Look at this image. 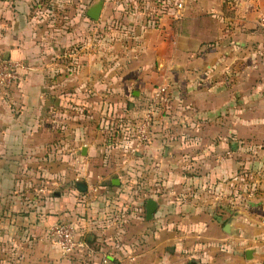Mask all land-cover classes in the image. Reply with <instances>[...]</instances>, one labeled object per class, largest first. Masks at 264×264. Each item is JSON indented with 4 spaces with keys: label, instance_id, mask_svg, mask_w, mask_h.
Wrapping results in <instances>:
<instances>
[{
    "label": "crops",
    "instance_id": "1",
    "mask_svg": "<svg viewBox=\"0 0 264 264\" xmlns=\"http://www.w3.org/2000/svg\"><path fill=\"white\" fill-rule=\"evenodd\" d=\"M35 2L0 0V57L29 67L0 96L2 264L263 263L264 0H182L175 18L120 2L127 32L118 25L92 49L78 27H39ZM105 7L72 22L98 28ZM163 85L169 103L131 155L103 121L138 117ZM64 221L88 248L61 254L50 228Z\"/></svg>",
    "mask_w": 264,
    "mask_h": 264
},
{
    "label": "built area",
    "instance_id": "2",
    "mask_svg": "<svg viewBox=\"0 0 264 264\" xmlns=\"http://www.w3.org/2000/svg\"><path fill=\"white\" fill-rule=\"evenodd\" d=\"M161 2L166 7V0H161ZM174 4L177 6L178 16L183 8V2L174 0ZM262 19L264 20V17ZM28 71L29 67L24 61L0 57V96L5 95L15 86H19L26 79ZM169 95L168 86H159L147 100L146 106L137 120H124V125L122 117L113 115L112 119L107 118L103 121L104 132L112 135V130L117 129L116 133L118 131L119 133L113 139L115 144L129 143L128 152L135 155L140 147L150 143L153 121L160 112L166 109L170 100ZM50 237L64 256L79 249L88 248L87 242L79 238V226L75 221H64L53 225L50 228Z\"/></svg>",
    "mask_w": 264,
    "mask_h": 264
},
{
    "label": "rangeland",
    "instance_id": "3",
    "mask_svg": "<svg viewBox=\"0 0 264 264\" xmlns=\"http://www.w3.org/2000/svg\"><path fill=\"white\" fill-rule=\"evenodd\" d=\"M97 1L98 0H47V1L46 0H44V1H39V0L37 1L36 0L35 5L33 4L31 15L36 20L42 21V25L39 27L43 28L45 31H47V29H50V28L51 29H53V28L63 29L64 28L67 31H72L73 29L76 30L77 27L79 29V26H80V23L78 21H77V23L72 22L73 17L76 15L77 16L79 15V16L85 18L86 12H87L88 8L90 7V5H93V3L97 2ZM120 2L122 3L123 7L120 6ZM168 2H169V0H166V4H167L166 7H162V5L158 4L157 0H154V4H151V5L148 3V0H133V1L132 0H106V7H105L104 15H106L107 18L104 20V22L101 23V25L98 26V28H97V26L94 27L95 21L86 18L88 24L90 23V25H86L80 30L77 29V31H80L81 35L84 34L83 37H85V35L88 36L87 41L88 42L90 41V48L92 49V48H95V46H96L95 39L96 40H99L100 38L104 39L105 34L111 33V31H112L111 29H114L118 25H120V26H118L119 28H116V30H119L121 33L127 32L126 25L123 22L122 23L117 22V18L115 17V15H116L115 11L119 8V6H120V8L124 9V11L126 9H129L130 11H133L135 14H138L140 16L144 15V16L148 17V14H151V16H153L155 18L157 15L161 14L159 7L166 9L165 14H168V15L170 13L168 8H172V9L177 10V6L173 5V3H174L173 0H171V2H169V3ZM39 3H41L42 6H38L37 4H39ZM126 6H128V7L126 8ZM172 12H173V10H172ZM175 14L177 15L178 13L175 12L173 15L169 16V18H175ZM81 17H79V19ZM91 32H94L93 34L96 33V36H94ZM101 35L103 36V38L99 37ZM81 42H83V41H80V43H79V41L76 40V43H74L72 45L73 48L71 50L76 51L79 48V44H81ZM65 60H66V58H65ZM70 61L72 64L74 63L73 69L76 70L77 59L73 58ZM124 110H128V109L126 108ZM119 117H122V123L124 125H125L124 120L135 121L138 118L137 116H135L134 118H131L128 115L127 111L122 113V115H120ZM252 172H255V171L254 170L249 171V169L247 170V174L249 175V177L247 179L248 181L251 179ZM263 172H264V169H263ZM246 219H247V222H244V225H247L248 223L251 222L248 219V217H246ZM1 221H2V219H1ZM258 227L260 228L261 231L260 232L258 231L256 233V237L263 239V241H262L263 247L261 249V252H262L261 258H264V228H263L264 226L260 225ZM243 235H244V237H246V233H244ZM0 238H2V224H0ZM232 242H234V241H232ZM237 242L238 241H236V243L234 242V244H237ZM231 244H233V243H231ZM232 248H233V246L230 247V249H231L230 252H233ZM261 262H262V259H260V261H258L257 264H264V262L263 263H261ZM0 264H2V241L1 240H0Z\"/></svg>",
    "mask_w": 264,
    "mask_h": 264
},
{
    "label": "water",
    "instance_id": "4",
    "mask_svg": "<svg viewBox=\"0 0 264 264\" xmlns=\"http://www.w3.org/2000/svg\"><path fill=\"white\" fill-rule=\"evenodd\" d=\"M104 1L105 0H98L97 2H95L88 10H87V15L89 16V18L93 19V20H99L102 9H103V5H104ZM5 57V56H4ZM5 58H9L8 56H6ZM85 154V152H84ZM77 186L80 190L82 191H86L88 188V185L86 182H77ZM157 208V203L154 199H149L147 201V205H146V217L148 220L152 219L153 214L155 212ZM225 230L228 233H232L231 230V223H227L225 226ZM253 249H247L246 251V256L248 259H252L253 258Z\"/></svg>",
    "mask_w": 264,
    "mask_h": 264
},
{
    "label": "trees",
    "instance_id": "5",
    "mask_svg": "<svg viewBox=\"0 0 264 264\" xmlns=\"http://www.w3.org/2000/svg\"><path fill=\"white\" fill-rule=\"evenodd\" d=\"M169 98H170V95H169ZM111 116H113V114L110 115V116H108L107 118H108V119H109V118L112 119ZM116 130H117V129L112 130V135H111V134H108V135L110 136V138L114 139V136L117 135V134L119 133V131H118V133H116ZM105 131H106V130H105Z\"/></svg>",
    "mask_w": 264,
    "mask_h": 264
}]
</instances>
